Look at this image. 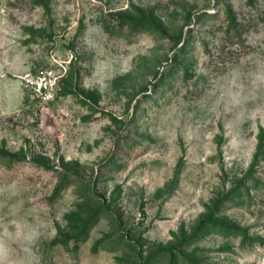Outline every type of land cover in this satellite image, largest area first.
Returning <instances> with one entry per match:
<instances>
[{
  "label": "rangeland",
  "instance_id": "1",
  "mask_svg": "<svg viewBox=\"0 0 264 264\" xmlns=\"http://www.w3.org/2000/svg\"><path fill=\"white\" fill-rule=\"evenodd\" d=\"M0 264H264V0H0Z\"/></svg>",
  "mask_w": 264,
  "mask_h": 264
},
{
  "label": "built area",
  "instance_id": "2",
  "mask_svg": "<svg viewBox=\"0 0 264 264\" xmlns=\"http://www.w3.org/2000/svg\"><path fill=\"white\" fill-rule=\"evenodd\" d=\"M61 75V71H57L52 65H49L34 73L26 72L23 79L33 96L42 100H49L56 93Z\"/></svg>",
  "mask_w": 264,
  "mask_h": 264
},
{
  "label": "trees",
  "instance_id": "3",
  "mask_svg": "<svg viewBox=\"0 0 264 264\" xmlns=\"http://www.w3.org/2000/svg\"><path fill=\"white\" fill-rule=\"evenodd\" d=\"M260 139H261V137H260ZM261 143H262V141L260 140L259 143H258V146H257V150H258V152H259V149H260Z\"/></svg>",
  "mask_w": 264,
  "mask_h": 264
}]
</instances>
